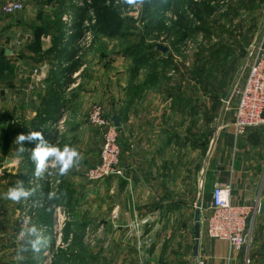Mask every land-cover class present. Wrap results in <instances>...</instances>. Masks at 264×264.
<instances>
[{
    "label": "crops",
    "instance_id": "1",
    "mask_svg": "<svg viewBox=\"0 0 264 264\" xmlns=\"http://www.w3.org/2000/svg\"><path fill=\"white\" fill-rule=\"evenodd\" d=\"M49 5H53L51 0H39L24 12L12 16H2L0 13V32L3 31V35L17 45L21 44L23 38L27 42L25 48L11 47L10 54L30 53V47H34L32 40L35 34L42 33L40 21L48 19L58 7L49 9ZM47 7L49 11L43 9L44 12H41L42 8ZM63 8L76 13L77 20H81L77 16L78 12L69 10L77 7L64 5ZM19 14L22 16L19 18L26 21H30L31 15H35L31 20L34 21L33 25L25 29L22 24H18L15 16ZM61 26L64 29L70 27L66 23H61ZM49 37H41L40 55L52 50L54 45ZM78 40L67 39L66 34L63 35L58 45L54 46L57 51L53 59L48 62H42L40 58L33 59V62L18 61L14 67L16 84L0 80L1 204L11 199L8 193L16 190L19 183H31L29 194L33 197L44 194L48 200L53 201L52 227L56 221L63 225L66 215L70 213L77 218L89 217L97 224V234L106 232L107 264H181L186 261L188 264H242V254L232 253L227 242L208 237L204 219L210 213L212 191L217 183L230 184L234 205L257 209L264 201V127L250 130L237 139L231 128L213 134L208 159L200 171L204 178L201 201L200 193L196 195L193 188L196 177L191 169L194 165H188L187 162L186 169H178L172 159V150L178 144L177 136L171 135L170 139V135H165L164 131L148 129L146 121H143L142 131H121L119 139L122 144L130 143L129 146H134V152L137 153L133 158L122 159L125 179L118 182L110 179L90 182L85 174L98 164L102 142V133L90 124V116L97 108L102 110L104 117L107 113L110 117L120 116L123 110L121 106L125 102L127 105L129 101H126L125 92L118 90L125 87V71L120 72L114 65L105 68L101 65H91L88 68L77 65L81 56ZM57 62L63 68L66 79L63 84L49 82L53 74L59 72L55 65ZM32 69H40L42 74L36 78ZM245 77L241 78L237 86H242ZM56 90L59 95H54ZM230 98L227 100L232 102L233 97ZM234 103L235 107L236 102ZM155 106L160 105L156 103ZM126 110L123 115L128 113ZM140 116L145 118V112L140 111ZM9 119L27 123L21 131H10V139L7 140L4 139L8 138L6 131L1 130L5 129L4 123ZM67 119V131H61L62 127L58 128L57 124L62 121L64 125ZM12 124L17 123L12 121ZM29 131L42 133L43 146H58L63 149L68 145L75 148L83 159L68 173L60 174L59 166L53 167L54 160L49 157L45 167L38 172L33 154L42 142L34 139L15 143L19 134L27 135ZM167 137L170 139L169 143L164 144ZM3 141L7 145L3 146ZM152 142L153 145L150 144ZM163 146L170 148L169 157H163ZM8 183L12 186L9 191L6 189ZM184 184L187 185L185 189L182 186ZM54 185H58L56 190L52 188ZM33 197H29L31 203L34 201ZM11 201L13 203L11 199L3 206L5 211H0L2 216L3 213H8L9 217L0 224V264H51L52 259L38 262V259L30 256L24 261L13 255H5L8 248L4 241L10 238L14 226V212L9 207V204L13 206ZM198 203H201V229L199 252L195 259L194 215ZM100 215L106 216V220L97 221L95 218ZM146 219L147 224L143 225ZM256 221L264 224V215H257ZM139 233L142 234L141 237ZM150 243L153 244L152 255L143 261L138 255V246L141 244L147 247Z\"/></svg>",
    "mask_w": 264,
    "mask_h": 264
},
{
    "label": "rangeland",
    "instance_id": "2",
    "mask_svg": "<svg viewBox=\"0 0 264 264\" xmlns=\"http://www.w3.org/2000/svg\"><path fill=\"white\" fill-rule=\"evenodd\" d=\"M51 1L53 5H49V9L58 7L48 19L40 21L42 33L35 34L32 40L34 47H30L27 55L14 52V55L7 56L5 49L25 48L27 42L23 38L17 45L5 37L3 31L0 32V80L5 79L6 83L15 85L14 67L18 61L33 62L40 58L42 62H48L53 59L57 51L54 46L63 35L66 34L67 39L78 38L81 56L77 65L87 68L91 65L104 68L114 65L120 72L125 71V87L118 90L125 92L129 102L121 106L122 113L117 116L121 124L117 128L119 137L121 131H142L143 121H146L148 129L164 131L170 139L171 135L177 136L178 144L172 150V159L178 169H186L187 162L194 165L191 169L196 177L193 188L196 195L200 193L201 201L204 178L200 171L208 159L210 140L215 132L230 128L233 131L237 84L264 54V0H137L135 5L124 0ZM64 5L77 7L69 10L78 12L81 20H77L76 13L63 8ZM48 7L42 8L41 12L43 9L49 11ZM19 17L22 16L16 15L15 20L18 19V24L25 29L33 25L31 20L35 15H31L30 21ZM66 19L70 21L68 29L61 26V23L65 25ZM43 35L50 36L54 46L52 50L45 51V55H40ZM157 45L166 47L167 51H159ZM55 65L59 72H55L49 82L61 84L65 79L63 68L58 62ZM56 94L59 95V91H54ZM229 95L233 97L232 102L227 100ZM116 102L120 106L117 97ZM156 103L160 106L156 107ZM124 108L130 113L123 115ZM140 111L145 112V118H141ZM105 116L113 124L111 119L114 115L110 117L107 113ZM12 121L17 124H12ZM26 123L6 120L5 129L1 130L8 136L4 139H10V131H21ZM67 123L68 119L61 126V131H67ZM168 138L164 144L169 143ZM1 144L7 145L4 141ZM119 144L122 166L124 157L133 158L137 153L134 146H129L130 143L125 142L124 145L119 139ZM102 145L103 137L100 152ZM166 147L163 146L161 151L164 158L169 157L171 151ZM125 177L126 174L110 180L118 182ZM31 186V183H19L16 190L27 195L18 201L13 200V203L11 201L13 206L9 204L14 212V226L10 238L4 241L8 248L5 255L24 261L30 256L38 262L52 259L51 264H107L106 232L97 234V224L89 217L77 218L70 213L63 225L54 227V224L52 227L53 201L44 194L33 197L29 194ZM182 186L184 189L187 187L185 184ZM56 187L58 185L52 188L56 190ZM11 188L10 183L6 184L8 191ZM29 197L34 198L32 203ZM7 201L1 204L0 197V211L6 210L3 206L8 204ZM8 218V213L2 216L0 212V224ZM106 218L100 215L95 219L101 222ZM141 235L139 233V237ZM38 237L40 243L33 247ZM140 245L138 255L147 260L152 255L153 244L144 246L143 251H140ZM250 247V264H264V224L258 221L254 223ZM174 256L178 260L176 253ZM242 258V264H245L243 254Z\"/></svg>",
    "mask_w": 264,
    "mask_h": 264
},
{
    "label": "built area",
    "instance_id": "3",
    "mask_svg": "<svg viewBox=\"0 0 264 264\" xmlns=\"http://www.w3.org/2000/svg\"><path fill=\"white\" fill-rule=\"evenodd\" d=\"M37 1L0 0V13L2 16H12L24 12ZM65 23H70V21L67 22L66 19ZM69 30V34H71V29ZM20 65L23 66L22 63ZM32 73L34 77L38 78L42 74V70L32 69ZM236 94L232 133L237 139L250 130H257L264 126V54L250 66L244 83L237 88ZM89 120L91 125L101 131L103 145L98 164L89 169L87 173L88 180L97 182L125 176V171L120 163L121 152L117 128L102 115L100 109H95ZM62 123V121L58 122V128L62 126ZM231 194L230 184L217 183L214 185L209 207L210 213L204 219L206 233L213 240L227 242L232 253L243 254L244 263L250 264V245L258 210L234 205ZM143 223H147V221ZM143 250L144 246L140 245V251ZM140 258L146 261L143 255Z\"/></svg>",
    "mask_w": 264,
    "mask_h": 264
},
{
    "label": "clouds",
    "instance_id": "4",
    "mask_svg": "<svg viewBox=\"0 0 264 264\" xmlns=\"http://www.w3.org/2000/svg\"><path fill=\"white\" fill-rule=\"evenodd\" d=\"M125 3L129 5H135L137 0H124ZM40 140L41 145H38L34 150L33 159L37 162V171L39 172L45 167V162L49 157H52L53 167L59 166L60 174H66L72 169L75 165L80 163L83 159L82 155L73 147L65 145L63 149L58 146L46 147L43 146V136L40 131H29L27 135L19 134L15 143L20 144L24 140ZM23 151V149H20ZM27 193L22 190H11L8 193V196L14 200L18 201L22 196H26ZM35 232V229H32ZM40 243L39 237L36 241L33 242V247H36Z\"/></svg>",
    "mask_w": 264,
    "mask_h": 264
},
{
    "label": "water",
    "instance_id": "5",
    "mask_svg": "<svg viewBox=\"0 0 264 264\" xmlns=\"http://www.w3.org/2000/svg\"><path fill=\"white\" fill-rule=\"evenodd\" d=\"M156 48L159 51H162L163 53L167 51L166 47H163L161 45H157ZM6 55L10 56V51H6ZM48 68L45 69V72H47ZM231 95V94H230ZM230 95L228 96V99H230ZM111 122L113 123V126L115 128H120L121 124L119 123L117 116L114 115L111 119ZM200 208H201V203H198L197 208L195 210V215H194V231H195V250H194V258L196 259L198 257V252H199V242H200V229H201V213H200ZM258 214L259 215H264V201H262L258 207Z\"/></svg>",
    "mask_w": 264,
    "mask_h": 264
},
{
    "label": "bare ground",
    "instance_id": "6",
    "mask_svg": "<svg viewBox=\"0 0 264 264\" xmlns=\"http://www.w3.org/2000/svg\"><path fill=\"white\" fill-rule=\"evenodd\" d=\"M69 15H71V14H69ZM69 15H68V16H69ZM63 24H64V23H63ZM65 31H66V30H65ZM58 224H60V222H57V221H56V222H55V225H58ZM212 240H213V239H212Z\"/></svg>",
    "mask_w": 264,
    "mask_h": 264
},
{
    "label": "trees",
    "instance_id": "7",
    "mask_svg": "<svg viewBox=\"0 0 264 264\" xmlns=\"http://www.w3.org/2000/svg\"><path fill=\"white\" fill-rule=\"evenodd\" d=\"M65 80H66V79H64L63 82H65ZM63 82H62V84H63Z\"/></svg>",
    "mask_w": 264,
    "mask_h": 264
}]
</instances>
